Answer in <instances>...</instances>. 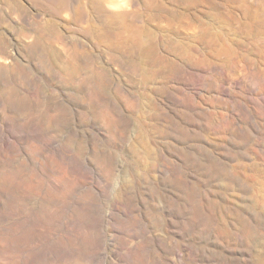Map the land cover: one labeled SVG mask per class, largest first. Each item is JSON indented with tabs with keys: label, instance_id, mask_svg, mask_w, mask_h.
Instances as JSON below:
<instances>
[{
	"label": "rangeland",
	"instance_id": "374dc122",
	"mask_svg": "<svg viewBox=\"0 0 264 264\" xmlns=\"http://www.w3.org/2000/svg\"><path fill=\"white\" fill-rule=\"evenodd\" d=\"M0 145L82 176L106 252L264 264V0H0Z\"/></svg>",
	"mask_w": 264,
	"mask_h": 264
},
{
	"label": "bare ground",
	"instance_id": "6f19581e",
	"mask_svg": "<svg viewBox=\"0 0 264 264\" xmlns=\"http://www.w3.org/2000/svg\"><path fill=\"white\" fill-rule=\"evenodd\" d=\"M5 146L0 145V175H3L0 177V198L8 197L20 202L26 197L39 194L41 190L43 191L42 200L49 207H45L39 215L34 213L35 216L24 215V223L17 225L16 222L13 226V223H2L6 214L1 209L3 205L0 201V264H196L201 261V259L180 256L174 258L147 256L145 254L146 233H142L140 241L124 252H106L100 241L91 238L88 240L86 237L84 228L87 223L88 207L92 206V202H88L80 194L87 188L82 176H74L75 178L70 179L64 175L67 179L61 176L56 177L52 182L50 181V186H41L42 184L36 181L37 173L34 170L36 165L27 178L23 175L22 163L18 164L16 171H8L11 160L9 154L12 148L8 150L9 148ZM37 167L39 172L42 171L41 174L52 172V168L48 167L47 163L41 162ZM45 175L47 177L49 174ZM109 202L110 209L114 210L117 202L114 198ZM68 206L70 207L69 216L64 215L65 221L60 226H56L65 209L69 208ZM91 212L94 223L100 224L104 220L105 215L99 206H95ZM11 251L14 254H11Z\"/></svg>",
	"mask_w": 264,
	"mask_h": 264
}]
</instances>
